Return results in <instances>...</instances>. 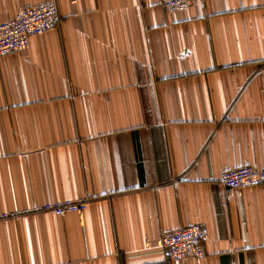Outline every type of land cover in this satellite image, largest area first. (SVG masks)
Returning a JSON list of instances; mask_svg holds the SVG:
<instances>
[{
	"label": "crops",
	"instance_id": "1",
	"mask_svg": "<svg viewBox=\"0 0 264 264\" xmlns=\"http://www.w3.org/2000/svg\"><path fill=\"white\" fill-rule=\"evenodd\" d=\"M56 4L0 57V215L87 205L0 219V264H166L161 233L192 224L206 255L174 264H264V183H218L264 167V0Z\"/></svg>",
	"mask_w": 264,
	"mask_h": 264
},
{
	"label": "built area",
	"instance_id": "2",
	"mask_svg": "<svg viewBox=\"0 0 264 264\" xmlns=\"http://www.w3.org/2000/svg\"><path fill=\"white\" fill-rule=\"evenodd\" d=\"M78 0H68L75 5ZM197 0H160L163 9L170 14L185 12ZM58 21L56 0H47L19 9L15 15L0 22V57L27 47L29 40L49 31ZM218 183L223 188L244 189L264 183V167L243 165L220 172ZM87 199L60 200L3 213L0 219L16 218L21 215L51 213L63 216L85 210ZM226 204L222 203L224 207ZM208 239V230L201 224H192L161 233L160 246L168 256L166 264L186 259H200L206 255L203 243Z\"/></svg>",
	"mask_w": 264,
	"mask_h": 264
}]
</instances>
